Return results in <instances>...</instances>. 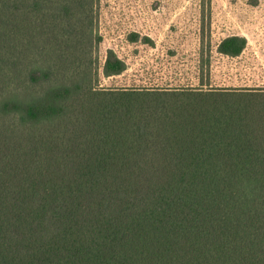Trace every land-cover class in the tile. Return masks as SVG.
Instances as JSON below:
<instances>
[{"label": "trees", "instance_id": "16d2710c", "mask_svg": "<svg viewBox=\"0 0 264 264\" xmlns=\"http://www.w3.org/2000/svg\"><path fill=\"white\" fill-rule=\"evenodd\" d=\"M97 2L0 0V264H264V85L101 86Z\"/></svg>", "mask_w": 264, "mask_h": 264}, {"label": "rangeland", "instance_id": "374dc122", "mask_svg": "<svg viewBox=\"0 0 264 264\" xmlns=\"http://www.w3.org/2000/svg\"><path fill=\"white\" fill-rule=\"evenodd\" d=\"M95 10L101 86L196 85L201 72L213 86L264 85V0H98ZM230 35L247 39L235 58L217 51ZM110 49L126 69L105 76Z\"/></svg>", "mask_w": 264, "mask_h": 264}]
</instances>
